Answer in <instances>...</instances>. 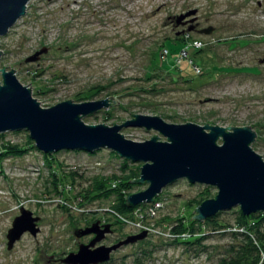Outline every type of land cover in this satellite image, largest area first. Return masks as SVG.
Returning <instances> with one entry per match:
<instances>
[{"label": "rangeland", "instance_id": "rangeland-1", "mask_svg": "<svg viewBox=\"0 0 264 264\" xmlns=\"http://www.w3.org/2000/svg\"><path fill=\"white\" fill-rule=\"evenodd\" d=\"M195 8L204 23L218 26L217 34L203 38L186 29L178 38L176 19ZM186 43L192 46L184 49ZM42 48L48 51L29 61ZM0 51V70L20 67L17 80L31 86L43 108L108 97L111 105L83 117L86 124L121 125L132 113L174 124L250 126L257 133L252 149L264 160V0H30L26 14L0 37ZM121 133L136 142L159 135L141 127ZM30 140L27 130L0 134V264H64L59 259L86 241L76 237L78 229L117 220L105 211L114 194L100 198L96 182L105 178L119 188L129 172L140 176L143 163L109 149L46 155ZM17 145L28 150L14 154L10 149ZM131 184L127 193L148 187ZM216 194V188L185 179L167 186L159 199L138 209V217L119 218L124 224L114 225L112 239L147 236L113 252L108 264H134L140 256L142 264H223L241 242L228 232L239 227L238 207L217 216L227 232L214 233L204 224L199 245L174 242L170 228L178 216L189 224V203ZM22 207L40 218V233H26L9 250L7 234Z\"/></svg>", "mask_w": 264, "mask_h": 264}, {"label": "water", "instance_id": "water-1", "mask_svg": "<svg viewBox=\"0 0 264 264\" xmlns=\"http://www.w3.org/2000/svg\"><path fill=\"white\" fill-rule=\"evenodd\" d=\"M30 0H0V37L8 34L16 22L26 14ZM190 10L177 18L194 15ZM47 48L36 52L29 61L39 59ZM0 51V59L2 56ZM0 70V134L9 131L27 130L35 147L44 154L53 155L59 151H85L93 153L99 149H109L121 158L143 163L139 179L134 183L147 184L140 192L130 194L126 205L132 208L152 203L169 185L185 179L191 184H201L217 189V194L203 201L194 211L193 220L204 221L222 211L239 207L245 215L264 214V160L252 149L257 133L250 126L227 128L206 123L200 126L168 123L160 116L132 114V120H125L112 126L104 123L88 125L83 117L107 108L111 103L103 100L75 103L72 99L43 108L32 95L30 88L23 86L14 71ZM31 84V83H30ZM112 101L114 98L109 96ZM208 101V100H206ZM114 103H119L116 99ZM126 127H141L154 130L150 140L136 142L126 139L121 130ZM166 138L161 141L160 137ZM222 140L219 145L218 141ZM192 220V219H191ZM39 217L22 207L7 234V247L14 245L26 233L36 237L40 233ZM111 226L101 228L98 223L85 229H78L76 237L96 234L88 244H80L76 252H71L61 261L64 264H103L111 259L113 252L122 246L136 243L147 233L128 236L112 246H96Z\"/></svg>", "mask_w": 264, "mask_h": 264}, {"label": "trees", "instance_id": "trees-1", "mask_svg": "<svg viewBox=\"0 0 264 264\" xmlns=\"http://www.w3.org/2000/svg\"><path fill=\"white\" fill-rule=\"evenodd\" d=\"M178 38H181V37H178ZM29 145L33 147V149L35 148L32 140L29 141ZM22 147L23 145H17L16 147H12V149L10 150H12L14 154H20V153L24 154L28 149H26L25 147L23 148ZM130 171L132 170L130 169ZM136 174H135V171L129 172L128 176L125 179L122 178L119 188L118 186L116 188L112 187L111 184L107 185L108 183L105 178H101L100 180H98L93 187L96 191H99V193L97 192V194L100 196V198L102 197V195L109 196L111 194L112 195L114 194L115 199L113 201L114 203L112 204V208L105 210L107 213H110L116 216L117 220L116 219L115 221L110 220V222L113 225H117L119 223L124 224L122 223L123 221L120 222L119 220L120 217H123V218L127 217V219H133L134 217H138L140 215L138 213L139 212L138 209L142 207L144 204L138 205L132 208H128L126 205L127 196L132 194L129 192L127 193L126 190H128L129 187H132L134 185V184H131V182L133 179H136L137 177H139V175H136ZM53 176L54 177L52 178V185H53L52 188L55 194H59L56 191L57 177L55 174H53ZM157 199H159V196L155 198V200ZM207 199L208 198L206 196L202 197L201 199L195 200L193 204L192 202L189 203V206L191 207V209L195 211V209L203 201ZM150 213L151 211L147 212L146 216L150 217V215L152 214ZM153 214L156 215L157 213H153ZM218 214L210 218H207L204 221H198V220H193L195 213H192L191 215L192 220L189 219L188 225H185L183 223L182 218L178 216L175 220V223L172 226H170L174 234L172 240L174 242L184 243L187 245L188 244L189 245H193V244L199 245L198 243H200L204 239V236L206 235V233L203 234L204 236L202 235L203 230H204L203 228L204 224H206L207 226L206 228H209V230L214 231V233L219 232V231L227 232L226 229L229 226L225 224L224 225L219 224L217 222ZM169 218L171 217H167V219ZM237 222H238L237 225L239 227L230 228L228 232H231V234L234 235L235 238L237 237L241 238V242H239L238 246H234L232 248L231 256L229 258L223 259V264H264V214L259 212V213H254V214L245 216L241 212V210H239V216L237 218ZM110 260L103 264H108ZM134 264H142V256L134 260Z\"/></svg>", "mask_w": 264, "mask_h": 264}, {"label": "flooded vegetation", "instance_id": "flooded-vegetation-1", "mask_svg": "<svg viewBox=\"0 0 264 264\" xmlns=\"http://www.w3.org/2000/svg\"><path fill=\"white\" fill-rule=\"evenodd\" d=\"M192 10H196V13L194 15H191V16H188V17L182 19L179 23H177V19H176V24L178 25V27L180 26V28H181L177 32V37H181V34L184 33L186 31V29H188L189 33H191L193 36H199V37H203V38L204 37H211L214 34L216 35L218 32V29H219L218 26L215 24H211V23H208V24L204 23L203 18L199 14V9L195 8ZM184 14H186V13H184ZM184 14H181V15H184ZM235 38H236V36L234 38L233 37L232 38H220L219 42L221 41V43H222L223 41H227L229 39L236 40ZM99 222H101V221H99ZM107 224L111 226V230H112L111 233L106 234L105 237L103 238V240L100 241L99 243H97L95 247L101 246V245L112 246V245H114L120 241V240H117L115 238H113V239L111 238L112 235H115V233H116L114 225L111 222L110 223L102 222V223H100V226L101 225L104 226ZM88 226L89 225H86L85 228ZM95 237H96V234L91 233V234L84 235L81 238H87V240L85 241L84 244H88ZM59 261H61V259H59Z\"/></svg>", "mask_w": 264, "mask_h": 264}, {"label": "built area", "instance_id": "built-area-1", "mask_svg": "<svg viewBox=\"0 0 264 264\" xmlns=\"http://www.w3.org/2000/svg\"><path fill=\"white\" fill-rule=\"evenodd\" d=\"M188 43H189V42H188ZM188 43H186V44L184 45V49H185V48H187V49H188L189 47H191V46H192V44H188ZM184 49H183V52H184ZM185 52H186V51H185Z\"/></svg>", "mask_w": 264, "mask_h": 264}, {"label": "bare ground", "instance_id": "bare-ground-1", "mask_svg": "<svg viewBox=\"0 0 264 264\" xmlns=\"http://www.w3.org/2000/svg\"><path fill=\"white\" fill-rule=\"evenodd\" d=\"M85 240H87V239L85 238Z\"/></svg>", "mask_w": 264, "mask_h": 264}]
</instances>
